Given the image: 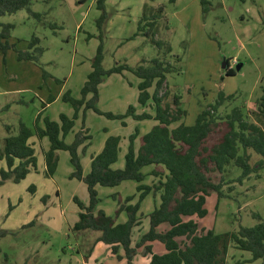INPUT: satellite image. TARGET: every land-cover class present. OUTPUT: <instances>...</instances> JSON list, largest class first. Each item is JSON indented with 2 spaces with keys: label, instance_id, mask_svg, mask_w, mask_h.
Returning a JSON list of instances; mask_svg holds the SVG:
<instances>
[{
  "label": "rangeland",
  "instance_id": "rangeland-1",
  "mask_svg": "<svg viewBox=\"0 0 264 264\" xmlns=\"http://www.w3.org/2000/svg\"><path fill=\"white\" fill-rule=\"evenodd\" d=\"M95 2L31 0L29 9L0 17L2 22L13 24L9 42L17 49L27 50L33 36L39 38L36 46L42 48L37 62L18 60L13 49L5 54L0 52V151L7 135L6 126L15 134L20 122L33 128L38 112H42L41 118L47 116L56 121L60 113L73 114V108L61 97L66 91L80 97L100 38L103 41L102 65L106 69L118 63L146 65L154 57L170 62L179 58L176 63L179 70L167 75L169 94L163 103L175 109L172 95L177 94L186 113L172 123L171 128L180 123L192 125L198 112L213 104L220 91L233 94L234 99L225 101L218 114L224 115L234 106L242 105L247 119L256 120L255 101L264 84V0H209L205 12L200 0H106L107 19L101 37L96 26L100 10ZM143 11L148 20L156 21L154 35L146 36L142 32L134 35ZM157 40L161 46L156 45ZM167 46L171 47L169 53ZM224 58L232 68L230 75L224 74L225 69L221 68ZM43 72H46L45 78ZM138 82L139 79L128 71L111 74L99 85L97 107L101 111L124 113L133 105L136 112L153 113L149 104L142 107L137 102ZM165 89L163 85L160 93ZM51 95L54 100L46 104ZM124 121L125 126L120 120L108 119L90 109L84 114L80 111L73 129L63 140L71 143L81 129L89 135L78 147L84 173L89 171L91 156L102 149L108 135H118L121 139L118 159L111 165L121 168L129 135L135 128L142 135L157 123L153 119L134 120L130 116ZM219 129L209 136V146L218 140ZM29 141H34L36 170L31 169L19 182L7 180L0 185V264H127L111 255L103 242L96 243L91 254L84 257L95 233L87 232L78 238L80 235L76 237L71 227L79 211L73 196L87 204L86 185L69 177L73 167L66 150L57 151L56 171L51 177L45 176L42 150L49 147V142L47 138L35 137ZM135 144L138 146L139 139ZM249 151L251 163L255 164L259 156ZM3 166L5 161L0 159V168ZM150 169L148 165L142 171ZM240 173L239 167L229 164L224 178L232 180ZM211 175L215 181L219 179L217 171ZM149 180L150 176H146L143 182L149 183ZM31 185H34L33 191ZM136 185L132 180L114 187L97 185L100 201L95 212L104 211L114 222L125 221L126 212L121 205L129 196L132 197L129 203L139 201ZM223 192L220 198L215 192L206 197L207 214L197 218L199 229H212L216 233L237 231L241 225L257 223L256 213L264 220V169L251 174L242 183L225 184ZM44 195L48 196L45 203ZM147 202V199L142 202L143 212ZM155 245L164 249L160 242ZM250 259L249 251L230 243L225 264H261L259 259ZM141 260L139 255L134 259L135 262Z\"/></svg>",
  "mask_w": 264,
  "mask_h": 264
},
{
  "label": "trees",
  "instance_id": "trees-1",
  "mask_svg": "<svg viewBox=\"0 0 264 264\" xmlns=\"http://www.w3.org/2000/svg\"><path fill=\"white\" fill-rule=\"evenodd\" d=\"M105 1L95 2L96 8L100 10L96 19L99 37L107 19ZM200 2L205 12L209 0H200ZM30 4L31 0H0V17L14 14L23 8L29 9ZM162 7L161 5L158 11L161 12ZM155 23V20H148L143 11L134 35L139 32L146 36L149 33L154 35ZM12 28L13 24L0 20V52L5 54L9 49H13L18 60L37 62L42 53V48L36 46L39 38L33 36L28 49L19 50L14 43L9 42ZM155 43L157 46L162 45L160 40ZM170 51L171 47L167 46L166 52ZM102 61L103 41L100 38L91 59V70L80 89V97L72 96L70 91H66L61 97L63 102L73 108L71 116L60 113L59 121H56L47 116L41 118L42 112H38L33 128L20 122L15 134L11 132L9 126H6L7 135L0 151V159L5 161V167L0 168V185L7 180L19 182L31 169L36 170L34 142L29 140L31 137L40 140L47 138L49 147L42 150L45 176L51 177L56 171L57 151L66 150L73 167L69 177L76 178L86 185L87 204L79 197L73 196V202L79 211L78 219L71 227L76 237L80 235L78 238L83 237L87 232L95 233L88 250L84 253L85 258L91 254L96 243L103 242L109 246L112 255L119 260L126 259L128 264H135L133 258L141 247L143 254L150 256L148 264H225L227 249L230 243H233L236 248L249 251L250 260L259 259L260 263L264 264V220L259 214H255L258 222L253 226L241 225L237 231L224 233H216L212 229H199L195 219H184L188 216L204 217L207 214L206 197L210 193L215 192L220 198L224 196L225 184L235 181L242 183L251 174L264 169V84L261 85V95L255 101V121L247 119L248 115L242 110V105V108L234 106L224 115L218 114L219 108L225 101L234 99L233 94L220 91L213 104L198 112L192 125L180 123L171 128L170 125L180 120L186 113L181 107V97L177 94L172 95L175 109L163 103L164 98L169 94L167 75L179 70L176 65L179 62L178 57L174 58L175 62L154 57L146 65L131 66L127 63H118L108 69L103 67ZM124 71L134 74L139 79L137 102L142 107L149 104L153 113L147 111L136 113L133 105H129L124 113L101 111L97 107L99 85L111 74H123ZM231 72L232 68L227 65L224 74L230 75ZM43 77H46V72H43ZM163 85L166 89L160 93ZM151 88H153L152 92ZM53 100L54 97L49 96L46 104ZM44 106L42 104V108ZM87 109L108 119L120 120L123 126L126 125L124 119L129 116L134 120L153 119L157 123L142 135L136 128L129 135L124 164L121 168L111 167L118 159L121 139L118 135H108L102 149L91 156L89 171L84 173L78 147L89 135L84 134L86 131L81 129L75 134L71 143L65 142L63 137L73 129L74 120L79 116L80 111L82 110L84 114ZM217 128H220L221 134L218 140L209 146L207 140ZM136 139H139L138 146L135 144ZM249 150L259 156L255 164L251 163L252 153ZM229 164L241 169L239 176L232 180L224 178V172ZM148 165L151 169L144 173L142 168ZM213 171L219 173L217 181L211 175ZM146 176H152L156 180L144 183ZM125 180L135 181L136 190L139 192V201L131 204L129 202L132 197L129 196L121 205V209L126 212V220L114 222L113 218L104 211L95 212L100 201L96 186L114 187ZM30 189L33 191L34 185H31ZM227 189L230 190L231 186ZM150 192L159 193V202L148 214V230L132 243V230L140 223V218L137 216L140 202ZM47 198V195L42 197L44 203ZM161 224H166L168 228L159 230ZM4 233L5 231H2V234ZM180 237L185 240H178ZM153 241L162 243L165 252L161 254L152 252L149 242ZM79 250L78 247L77 251Z\"/></svg>",
  "mask_w": 264,
  "mask_h": 264
},
{
  "label": "crops",
  "instance_id": "crops-1",
  "mask_svg": "<svg viewBox=\"0 0 264 264\" xmlns=\"http://www.w3.org/2000/svg\"><path fill=\"white\" fill-rule=\"evenodd\" d=\"M136 113H141L140 111L138 112H136ZM154 125V124H153ZM152 125V126H153ZM30 139H32V137L30 138ZM43 139V138H42ZM40 140V139H39ZM32 142H34V141H32ZM44 150V149H43ZM153 180H156V179H154L152 176H150V180H149V183H151ZM145 199H147L148 200V202L146 203V205H145V212H143L142 211V202L145 200ZM151 200V201H150ZM143 201H141L140 202V207H139V214H138V217L140 218V223H139V225H137L136 227H134L133 228V230H132V243H134L135 241H137L138 240V238H139V236L142 234V233H144V232H146L147 230H148V228H149V221H148V214L150 213V211L153 209V207H154V205L155 204H157L158 202H159V193L158 192H156V193H153V192H150L147 196H145V198L143 199ZM189 218H193V219H195L196 221H197V218L195 217V216H191V217H184V219H189ZM168 228V226L167 225H165V224H161L159 227H158V229L159 230H165V229H167ZM182 239H184L183 237H180V238H178V240H182ZM185 240V239H184ZM156 242H158V241H153V242H149L150 244H151V248H152V252H154V253H158V254H161V253H164L165 252V248L164 249H162V248H160V247H156V245H155V243ZM99 243V242H98ZM107 245V244H106ZM158 246V245H157ZM164 246V245H163ZM155 247L157 248V250H155ZM108 249H109V246H108ZM142 247L141 248H139V250H138V253L134 256V258H133V262L135 263V264H148V262H149V255H144L143 254V252H142ZM109 251H110V249H109ZM110 254H111V252H110ZM112 255V254H111ZM137 255H139V256H142V258H143V260H141V262H135L134 261V259H135V257L137 256ZM114 256V255H113ZM119 260V259H118ZM126 262L127 263V261H126V259H121L120 260V262ZM128 264V263H127Z\"/></svg>",
  "mask_w": 264,
  "mask_h": 264
},
{
  "label": "water",
  "instance_id": "water-1",
  "mask_svg": "<svg viewBox=\"0 0 264 264\" xmlns=\"http://www.w3.org/2000/svg\"><path fill=\"white\" fill-rule=\"evenodd\" d=\"M227 65H228V61L224 58L222 63H221V68L225 69L227 67Z\"/></svg>",
  "mask_w": 264,
  "mask_h": 264
}]
</instances>
